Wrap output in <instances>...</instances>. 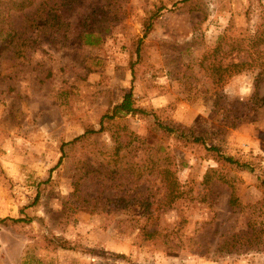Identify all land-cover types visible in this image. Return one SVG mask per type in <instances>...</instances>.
I'll return each instance as SVG.
<instances>
[{
    "label": "rangeland",
    "instance_id": "obj_1",
    "mask_svg": "<svg viewBox=\"0 0 264 264\" xmlns=\"http://www.w3.org/2000/svg\"><path fill=\"white\" fill-rule=\"evenodd\" d=\"M12 2L0 264H264V0Z\"/></svg>",
    "mask_w": 264,
    "mask_h": 264
},
{
    "label": "trees",
    "instance_id": "obj_2",
    "mask_svg": "<svg viewBox=\"0 0 264 264\" xmlns=\"http://www.w3.org/2000/svg\"><path fill=\"white\" fill-rule=\"evenodd\" d=\"M2 0H0L1 2ZM80 1V0H79ZM31 0H22V1H17V0H13V5L8 8V14H11L12 12H24L25 9L29 6ZM1 13V12H0ZM48 19H50L51 21H55V14H53V11H48ZM96 14H89L87 15V17L83 18L80 21V36L79 38L82 40L83 44L88 45V46H92V45H96L100 40H101V31H95L92 26L87 25L86 21L87 18H91L92 16H95ZM151 25L149 24L147 26V29H150ZM148 31V30H147ZM146 32L144 33L145 36ZM138 50V49H137ZM261 101L264 102V97L261 98ZM145 112L141 109H137L133 106V94H132V90H130L129 92L125 93L122 101L117 104L113 110L111 115L108 116L109 119L121 115V114H144ZM106 117V116H105ZM159 127L167 132H172L173 130L171 128H168L167 126H163L161 124H159ZM101 131V130H98ZM95 130H88L85 131L84 135L87 134H95L96 132ZM193 141L198 142L199 139L198 138H194ZM214 151H216L215 149H213ZM221 158L232 165L237 166L238 168H245L246 165L245 164H240L239 162H237L236 160H234L233 158L230 157H224L221 156ZM237 202V199L235 197L231 198L229 200V204L231 206H235ZM5 219H1L0 222H4Z\"/></svg>",
    "mask_w": 264,
    "mask_h": 264
}]
</instances>
